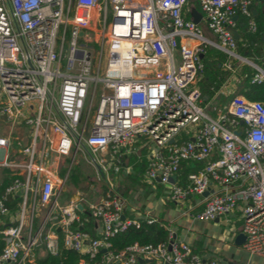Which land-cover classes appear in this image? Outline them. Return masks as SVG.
I'll return each mask as SVG.
<instances>
[{"label": "built area", "instance_id": "1", "mask_svg": "<svg viewBox=\"0 0 264 264\" xmlns=\"http://www.w3.org/2000/svg\"><path fill=\"white\" fill-rule=\"evenodd\" d=\"M197 1L214 39L184 17L188 0H0V118L26 130L0 134V264L57 255L60 241L77 264H222L171 230L166 242L112 248L158 220L128 216L109 178L140 149L143 182L174 203L200 196L187 214L197 221L238 212L242 249L264 259V103L235 95L221 107L197 84L208 47L236 56L234 16L256 30L255 0ZM249 64L264 82V56ZM79 152L93 171L84 177L105 182L99 196L67 191ZM188 162L200 166L181 184Z\"/></svg>", "mask_w": 264, "mask_h": 264}, {"label": "crops", "instance_id": "2", "mask_svg": "<svg viewBox=\"0 0 264 264\" xmlns=\"http://www.w3.org/2000/svg\"><path fill=\"white\" fill-rule=\"evenodd\" d=\"M256 4H254V6L252 8V9H254V11H252L253 17L257 14V8L258 9L264 8V3H262L261 0H257ZM195 10L201 15V18L197 24L202 29V31L204 32L203 35L209 39H214L215 38L214 35L210 32L209 29H207L205 18L203 17V14L201 13V10L199 8L197 0H188V3L183 10L184 17L186 19H192V13ZM237 18H238V16H237ZM237 18L235 20H237ZM235 30L239 36V38L237 40H239L240 39L239 29L236 27ZM242 45H244V44H242ZM254 46H256L257 48L260 49V54L252 53L251 57H246V56L240 55L237 52V49H236L237 47H236L234 50L236 56H234V57L227 56L225 58V60H223L221 63H218V66L221 68V70L227 71L228 75L226 76V78L224 79L222 84L216 90H214V92L211 95L204 94V100L210 101V102L211 101L216 102V104L218 106L222 107L224 105H227L234 95L238 94V86H239V83L241 82V74L240 73H241L242 66L243 65L251 66L249 64L250 62L253 64H257V65L262 64V60H263V56H264V39H263V41H260L258 43H254ZM210 48H212V47H210ZM217 50H219V49H217ZM221 52H223V51H221ZM224 54H226V53H224ZM204 56H205V54L202 55V58ZM216 59H217L216 57H209L207 61L208 62L215 61ZM200 78H203V75H201L199 77V79ZM0 127H1L0 134L1 133L7 134L8 131L12 130V132H13L12 137L16 136L18 138H21L23 136V134L26 132V130L22 126L21 127H19V126L9 127V125L6 122V118H3V116L0 118ZM19 136H21V137H19ZM140 150L142 151V149H140ZM140 150L137 151V154H138V152H140ZM125 162H126V160H125ZM125 162H124V165L127 167L131 166L130 167L131 170H129L128 172L123 171L124 173L121 174V176L117 182L118 184H119L120 179L124 180L125 178L127 179V178H129V176L136 174L133 165L131 163L126 164ZM183 165H184V167H183ZM190 165L193 168H196L200 164L189 163V162L188 163H182L180 170L182 171L183 168H185L186 166H190ZM179 174H180V172H179ZM60 175L61 176L64 175V170H62L60 172ZM80 177L83 180V185L85 188L83 187L79 191H83L92 197H96V196H99L100 194H102V192L105 190L104 188H103V190L100 188L101 191L96 193L94 191L95 187L92 183L93 180L89 181V179H86L83 174H80ZM142 177H143V174L141 175L140 182L146 184L145 182L142 181ZM179 182H180V176H179ZM127 184L129 187L132 186L129 184V182ZM67 185L69 187L73 186L75 188H79V187H76L72 183V181L70 180V176H69V179L67 181ZM147 185L148 184H146V186ZM138 186L141 187L143 185H138ZM148 186H150V185H148ZM69 187H67V191H69ZM155 187H157V185H155ZM83 189H85V190H83ZM132 189H135V188H132ZM163 189H164V187L162 186V189L160 190V195H162ZM64 194H66L65 196H67V193H64ZM155 195L157 198H160L159 193L155 194ZM122 196L127 200V198L124 195H122ZM161 198H162L161 200H163L162 201L163 204H160V205H162V211L163 212H166V211L170 212L173 209L177 210V209H179V207H181V206L185 207V205H187L186 207H188V210L190 208V210H192V212L195 213L202 206L200 203V200H201L200 196H194V197L189 198L188 200H186L185 202H182V203H174V202H171L168 200H164L163 197H161ZM164 201H166V202H164ZM127 202H128V200H127ZM165 203H168L166 205H169V207L164 205ZM128 206H129V211H126V214L130 217H134V215H133L134 211H142L144 209V208L140 209L139 207L133 206L129 203H128ZM151 214L158 219L157 221H159L160 224H162L165 228L171 230L174 233V236L177 240L185 241V242L189 243L196 252H199L201 254H205L206 256L208 255L210 257L217 258L221 263L223 262L224 264H232L231 262H228V260H229L228 251H227L228 249L221 248L219 246V244L217 243L218 240H215L216 235H215L214 229H212L210 234H206L204 229H201L198 226L194 227L193 225L188 223L187 219H189V218H186L183 220L181 219V221L180 220L174 221V218H170L167 221L166 219H164V217L158 218L157 214H153V213H151ZM169 215H170V213H168V217H170ZM237 215H238V212H235L234 214H232V216H229V217L227 216L226 218H218V219L210 221V222L216 223L220 226L225 225L226 226V228H225L226 229V233H225L226 238L225 239L233 242L234 244H236L234 242L235 237L237 236V234L241 233V227H240V223L237 220ZM184 216H185V214H184ZM211 238L213 239V241L215 240L214 242H212V244L209 242L210 240H208ZM238 246H241V245H238ZM46 256L47 255H44V253H42V254H40V258H38V259H42Z\"/></svg>", "mask_w": 264, "mask_h": 264}, {"label": "trees", "instance_id": "3", "mask_svg": "<svg viewBox=\"0 0 264 264\" xmlns=\"http://www.w3.org/2000/svg\"><path fill=\"white\" fill-rule=\"evenodd\" d=\"M261 2L264 3V0H261ZM237 16L236 27L240 32V39L236 41L237 52L246 57H251L252 53L260 54V49L254 46V43H258L264 39V8H257V14L254 16L257 26L254 32L248 30L247 19L244 16L240 14H237ZM209 57H216L217 59L215 61L208 62L207 60ZM226 57L227 55L220 50L210 47L207 48L205 56L202 58L204 67L200 76L203 75V78H200L197 82L198 87L203 94L211 95L214 90L222 84L228 75L227 71H222L218 66V63H221ZM240 74L241 82L239 83L238 94L236 95H243L250 101H261L264 103V82H252L255 69L249 65H243ZM125 163H131L136 172L135 175L129 176V178L126 179V182H129L132 186L146 185L140 182L141 175L148 163L144 155V149H142V151L140 150L138 154L127 156ZM199 166L200 165H198V167ZM198 167L193 168L190 165L183 168L182 171L180 170V183H186L188 174L197 170ZM70 180L76 187H84L83 180L80 177L78 169L72 170ZM156 185V189L159 192L162 189V186L158 183ZM103 188L105 189L104 186L101 187L102 190ZM127 193L128 191H125L123 195H126ZM168 237L169 229L161 225L159 221L147 223L146 221L141 220L139 227H135L134 225L129 226L125 231L120 232L113 237L111 242L114 250H121L134 242H138L139 244L156 245L158 243L166 242ZM80 258L81 256L76 252L64 249L60 241V250L57 255L48 254L46 257L37 259L31 264H77ZM137 264L148 263L141 261Z\"/></svg>", "mask_w": 264, "mask_h": 264}, {"label": "rangeland", "instance_id": "4", "mask_svg": "<svg viewBox=\"0 0 264 264\" xmlns=\"http://www.w3.org/2000/svg\"><path fill=\"white\" fill-rule=\"evenodd\" d=\"M256 3H257V0H255L254 4H256ZM201 31H202V29H201ZM202 33H204V32L202 31ZM208 112L210 114H213V112L210 110ZM0 129H1V127H0ZM77 157L79 159V162H78V164L73 165L74 170L78 169L80 174H83V172H82L83 169L87 173L93 172L91 166L89 164H87L85 162V160H82V152H79ZM67 160L69 161L70 157H67ZM81 167L83 169H81ZM109 178L111 179V181L114 184H118L117 183L118 182V175L116 173L111 171L109 173ZM92 183L95 187L94 191L96 193L100 192V188L102 186L105 187V182L102 180H100V181L94 180ZM127 183L128 182H126V178L124 180L120 179L119 184L117 185V190L122 195L124 194L125 191H128V193L126 195H124L127 198L128 203L133 205V206H137L140 209L144 208L142 211H134L133 215L135 218H140L141 215L145 214V213L157 214L158 218L164 217V219H166L167 221L170 218H174V221H178V220L181 221V219L183 220V219L189 218V219H187L188 223H190L194 227L198 226L199 228L204 229L206 234H210L212 229H214V232L216 235L215 240H218L217 243L219 244V246L223 249H228L227 250L228 251V258H229L228 262H231L232 264H264V259H262L260 257H256L254 255H251L248 252L244 251V249H242L241 246H238V245L234 244L233 242L226 240L225 239L226 238L225 237L226 236V234H225L226 233V229H225L226 226L225 225L220 226V225L213 223V222H210V221H197V220L192 219L191 217H189L187 215L188 213L193 214V212H192V210H190V208L188 210V207H186L187 205H185V207L181 206L177 210H174L172 208L173 210L170 212L169 211L163 212L162 211V205H160V204H163V202H162L163 200H161L162 195H160V191L157 192L156 187H151L148 185L147 186L143 185V186L139 187L138 185H136V186H131L132 188H135V189H132L131 187L128 186ZM67 187H69V186H67ZM80 189H81V187H79V188H75L73 186L69 187L70 193H72L76 190H80ZM83 190H85V189H83ZM158 193L160 195V198H157L155 195ZM164 202H166V201H164ZM166 204H168V203H165L164 205H166ZM166 206L169 207V205H166ZM168 213H170V215H169L170 217H168ZM184 214H185V216H184ZM208 240H210L209 242L211 244H212V242L215 241V240L213 241L212 238L208 239Z\"/></svg>", "mask_w": 264, "mask_h": 264}, {"label": "water", "instance_id": "5", "mask_svg": "<svg viewBox=\"0 0 264 264\" xmlns=\"http://www.w3.org/2000/svg\"><path fill=\"white\" fill-rule=\"evenodd\" d=\"M252 11H254V9H252ZM200 18H201V15H200L196 10L193 11V13H192V20H193V22L198 23L199 20H200ZM236 18H237V16H234V19H236ZM232 34H233V37H234L236 40L239 38V36H238V34H237V32H236L235 29H232ZM3 118H5V116H3ZM171 141H172V140H171ZM171 181L173 182V181H174V178H171ZM207 193H208V192H205L203 195L205 196V195H207ZM78 209H80V210L83 209V207H82L81 204L78 205ZM58 230H59V228H58ZM244 240H245V235H244L243 233H239V234H237V236L235 237L234 242H235L237 245H241V244L244 242ZM139 261L141 262L142 259H139Z\"/></svg>", "mask_w": 264, "mask_h": 264}]
</instances>
